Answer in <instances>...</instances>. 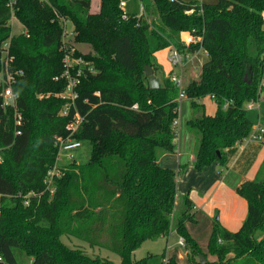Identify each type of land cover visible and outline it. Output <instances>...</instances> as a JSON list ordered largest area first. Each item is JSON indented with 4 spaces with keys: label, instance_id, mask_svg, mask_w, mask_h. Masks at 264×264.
Listing matches in <instances>:
<instances>
[{
    "label": "trees",
    "instance_id": "obj_1",
    "mask_svg": "<svg viewBox=\"0 0 264 264\" xmlns=\"http://www.w3.org/2000/svg\"><path fill=\"white\" fill-rule=\"evenodd\" d=\"M91 5L0 0V55L9 39L11 68L22 71L13 91L24 118L14 135L12 110L2 108L0 98V264H18L16 253L30 264H115L67 246L63 236L107 250L119 264H148L149 256L134 260V251L171 232L184 240L189 260L206 258L187 229L196 222L194 205L176 191L185 166L159 165L175 150L179 89L169 74L150 89L144 67L155 75L161 69L155 53L169 47L183 56L206 53L198 78L183 88L194 111L185 124L195 141L191 166H226L230 149L252 131L246 105L264 91V0H147L140 15L125 13L120 0H99L95 12ZM11 13L22 33H11ZM60 17L71 23L74 42L91 49L75 51L94 73L77 89L83 121L74 135L90 141L91 153L83 165L73 159L62 167L50 193L43 180L56 162V139L67 135L71 120L58 115L63 100L56 95L66 81L54 80L63 71ZM183 32L200 41L185 44ZM205 98L215 103L212 115L205 113ZM236 194L246 201V217L233 232L214 221L207 253L216 259L205 264H264V162Z\"/></svg>",
    "mask_w": 264,
    "mask_h": 264
},
{
    "label": "crops",
    "instance_id": "obj_2",
    "mask_svg": "<svg viewBox=\"0 0 264 264\" xmlns=\"http://www.w3.org/2000/svg\"><path fill=\"white\" fill-rule=\"evenodd\" d=\"M186 33L188 32H184V34ZM166 49L169 51V57L171 47ZM158 52L155 53V59ZM200 53L203 54V57L205 56L202 51H198V54L197 52L194 53L185 62L183 68L187 66L193 67L195 61L197 66L202 65L205 61L204 58L202 60H196L194 58L195 55H199ZM170 72L177 71L171 68ZM263 100L264 95L261 94L257 102ZM201 103L204 104L206 114L212 115L215 112L216 106L211 98H205ZM252 109L253 106L250 110ZM193 113L194 111L191 113L190 118H192ZM190 118L181 123L180 138H178L179 143L177 145L175 144L174 152L162 156L159 160V165L174 170L185 166L177 177L176 191L179 195L187 194L194 205L196 222L187 224V229L196 241L190 229L193 225L199 226L203 224L206 226L210 231L209 236L214 221H218L222 227L232 232L241 226L246 217L247 205L246 201L236 194V188L243 182L252 180L256 176L260 166L264 162V144L262 141H243L230 149L226 166L213 163L201 171H196L191 166L194 158L192 151L194 150L195 141L193 135L187 131L185 126ZM257 125V130L251 131L250 135L258 134L259 129H264L260 125V114H258ZM164 254L168 258H173L176 264H179L174 257L168 256L166 250H164ZM208 256L212 258L210 261L216 259L215 256L210 254Z\"/></svg>",
    "mask_w": 264,
    "mask_h": 264
},
{
    "label": "built area",
    "instance_id": "obj_3",
    "mask_svg": "<svg viewBox=\"0 0 264 264\" xmlns=\"http://www.w3.org/2000/svg\"><path fill=\"white\" fill-rule=\"evenodd\" d=\"M39 1L46 2L47 0ZM14 4L15 2L11 1L8 6L12 9ZM13 17L14 15L13 13H11V19ZM123 17H125V15ZM59 24L62 31L59 49L63 53V71L62 74L59 77H55L54 80L64 79L66 81V85L64 90L56 95L63 100V105L58 115L60 117H70L71 115V120L66 125L67 135L65 137H57L56 139V144L58 146V155L56 158V162L54 166L47 172L43 180L45 189H48L50 193H53L52 185L54 179L61 175V168L64 167L60 165V155L65 154V156L72 161L74 159L73 150L79 148L81 145V142L74 139V135L77 133L83 121V116L79 114L76 107V101L78 99L77 89L81 82V78L85 76L86 73H94L93 69L87 65V63L83 60L81 56H75V51H78V49H76V43L74 42L75 34L71 23L68 20L60 17ZM180 38L181 41L185 44L197 43L200 41L199 37H195L190 33H186V41L182 38V33L180 34ZM9 41L10 40L8 39L6 42L3 43L1 47L0 98L2 108H10L12 110L14 135H19L22 131L24 118L23 115L16 108L17 95L13 91V85H15L17 78L22 75V71L12 70L11 68V64L14 58L10 54ZM204 54L206 56L205 52ZM192 55L193 54H186L185 56H183L175 48H171L168 57V62L171 67L180 71V74H177V72L169 73L175 86L179 89V102L181 101V98L185 96L182 87L181 70L183 69L185 62L189 60ZM39 97L42 98L43 95H40ZM252 106L253 103L251 102L246 105V109H251ZM177 125L178 123L175 120L172 124V128L175 132L177 129ZM263 132L264 129H259L258 134L249 135L246 139L253 141H262ZM24 204L28 205L26 200L24 201ZM177 244L183 247L185 243L184 240L180 238ZM161 264H171L169 258L166 255L162 258Z\"/></svg>",
    "mask_w": 264,
    "mask_h": 264
},
{
    "label": "rangeland",
    "instance_id": "obj_4",
    "mask_svg": "<svg viewBox=\"0 0 264 264\" xmlns=\"http://www.w3.org/2000/svg\"><path fill=\"white\" fill-rule=\"evenodd\" d=\"M183 1H189V0H183ZM200 1L208 4H214L217 2V0H200ZM120 3H121V8L125 13L140 15L143 12L142 6L146 5L147 0H120ZM97 7H99V0H92L90 11L95 12L97 10ZM10 26H11V33L13 35H17L20 32H22L21 24L14 17L10 20ZM182 38L186 41V34H183ZM76 47H77L76 49H78V51H80L82 54L91 51L88 45L76 44ZM168 52H169L168 49H163L159 51L156 55V60H157L156 62L161 67V69L158 70V72L155 74L156 78L159 81V84L162 82L163 77L167 76L170 73L172 68L167 59ZM195 56L194 58H196V60H202L203 58L205 60V56L203 57L202 53ZM195 66H197L196 61L193 67L187 66L181 70V79H182L183 88H186L188 83L191 82L193 79L198 78V75L200 74V70H201V65L197 66L196 68ZM175 71H177V74H180L179 70L175 69ZM262 95H264V91L262 92ZM192 112L193 109L190 106V101L187 98H185V96L182 97L181 101L179 102V115L176 120L178 123L176 129V139H175L176 145L179 143L178 138H180L181 123L187 120L188 118H190ZM246 114L252 122V127H253L252 131L254 130L256 131L258 128L257 125L258 114H260V125L264 127V100L253 103V109L252 110L247 109ZM244 141H249V140L245 139ZM90 153H91L90 141L88 140L81 141L80 147L73 150L75 163L78 165L85 164L90 157ZM71 162L72 161L69 160L65 156V154L60 155L61 166H67ZM190 229L192 230V234L193 236H195L201 251L203 253H207V240L210 232L209 229L203 224H200L199 226L193 225L192 228ZM261 237L262 234L260 232H257L255 238L259 240L261 239ZM179 239L180 237L177 234H175V232L174 233L171 232L167 238H160L155 241H145L141 244V246L138 249L134 251V253L132 254V258L134 260H139L141 258H145L149 256L147 261L148 264H161L163 258L162 255L164 253V250H166L168 256L174 257L179 264H201L200 258L193 257L190 260L187 259L186 256L187 251L185 246L181 247L177 244ZM62 241L69 247L79 248L83 250L86 254H88L91 257L100 256L103 258H108L109 260L113 261L115 264H119V258L115 254L107 250H98V249L92 250L83 241H80L75 238H67L66 236L62 237ZM16 258L18 264H30L29 259L24 254L21 255L16 253ZM205 259L206 261H210L212 258L211 256H208V254H206Z\"/></svg>",
    "mask_w": 264,
    "mask_h": 264
},
{
    "label": "water",
    "instance_id": "obj_5",
    "mask_svg": "<svg viewBox=\"0 0 264 264\" xmlns=\"http://www.w3.org/2000/svg\"><path fill=\"white\" fill-rule=\"evenodd\" d=\"M144 75L147 77L150 89L159 88V86H160L159 81L156 78V76L154 75L153 70L150 66L144 67ZM199 258H200V263L205 264V262H206L205 257L201 255V256H199Z\"/></svg>",
    "mask_w": 264,
    "mask_h": 264
}]
</instances>
